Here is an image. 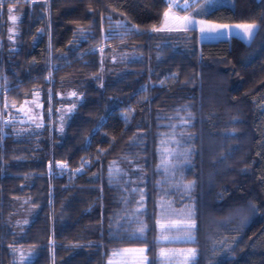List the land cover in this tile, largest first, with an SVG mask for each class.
Here are the masks:
<instances>
[{"label": "trees", "instance_id": "1", "mask_svg": "<svg viewBox=\"0 0 264 264\" xmlns=\"http://www.w3.org/2000/svg\"><path fill=\"white\" fill-rule=\"evenodd\" d=\"M217 1L202 11L195 7L206 0L171 8L256 25L221 53L200 49L194 27L174 32L185 34L181 45L156 50L167 0H0V264H13L16 246L31 249L27 264H106L119 246L143 248L145 264H156L155 147L177 116L191 143L195 264H264V0ZM9 5L21 11L12 47ZM121 45L138 56L102 77V58ZM62 80L77 99L57 133ZM129 148L143 175L142 238L110 234L119 192L107 166ZM23 194L35 209L14 231ZM212 219L224 222L216 236L237 231L213 261Z\"/></svg>", "mask_w": 264, "mask_h": 264}, {"label": "rangeland", "instance_id": "2", "mask_svg": "<svg viewBox=\"0 0 264 264\" xmlns=\"http://www.w3.org/2000/svg\"><path fill=\"white\" fill-rule=\"evenodd\" d=\"M168 1V0H167ZM194 0H176V5L188 6ZM218 4L217 0H206L205 4H199L195 10L202 11ZM182 8V7H181ZM169 15L165 18L164 14ZM15 17V21L11 17ZM21 16L20 9L9 5L6 10V41L9 47L13 46L16 33V24ZM161 26L163 31H157L155 49H159L161 42L169 43L171 46L181 45L184 42L178 29L182 28V21L179 18L190 17L192 24L198 30L201 45L204 44L205 52L221 53L228 46L225 42L236 39L240 42L246 41L249 37L241 25L250 23H219L202 18H193L189 13H178L174 8H169L163 12ZM166 25H175L176 30H170ZM226 25L227 27H219ZM201 28L205 29L203 32ZM189 29V28H188ZM184 30H182L183 32ZM180 32V31H179ZM197 32V31H196ZM81 30L76 33L80 37ZM174 37V40L171 37ZM229 44V43H228ZM226 46V47H225ZM138 53L132 46L121 45L113 48L105 55L103 63L102 77H115L125 69V62L136 58ZM60 100L58 107V120L54 126V131L61 133L69 114L74 108L76 94L65 80L61 81ZM74 102V103H73ZM186 119L177 116L173 121L164 123L166 126L158 132L156 142V197H155V258L156 264H195L197 249L195 241L194 225V205L191 195V188L186 185L192 182L185 177V172L190 168L191 143L185 130ZM128 149L126 153H121L109 162L107 166L108 182L117 188L118 206L114 210L112 229L110 234L114 237H140L144 236L146 229L143 220L144 214V189L142 185V172L139 168L137 154ZM193 185V183H192ZM34 207L28 202L25 194L19 196L14 206L12 215V229L19 231L26 225L32 214ZM223 221L209 220L207 235V253L209 260H215L218 256L225 254L237 236V231L231 233L232 236H216L223 234ZM143 227V232L139 229ZM230 229V228H229ZM237 230V228H235ZM228 233L231 232V230ZM227 236V237H226ZM143 248L138 247H113L109 249L106 264H145L146 256ZM144 250V249H143ZM13 264H27L32 256L30 248L13 247L11 249ZM207 264L208 260H207Z\"/></svg>", "mask_w": 264, "mask_h": 264}, {"label": "snow or ice", "instance_id": "3", "mask_svg": "<svg viewBox=\"0 0 264 264\" xmlns=\"http://www.w3.org/2000/svg\"><path fill=\"white\" fill-rule=\"evenodd\" d=\"M169 2V8L173 7L174 5H176V0H168ZM180 7H184V5H180ZM169 15L168 12H165L164 16L165 18H167ZM11 19H13V21H15V17H11ZM181 21H182V28L181 29H178V30H184V31H187L188 30V25H191L192 24V19L190 17H182V18H179ZM219 27H227L226 25H222V26H219ZM239 27H243L247 32H249V34H252V30L256 27L255 24H248V25H241ZM153 30H162V29H155L153 28ZM205 29L201 28V31L203 32ZM73 95H75V93H73ZM192 183L193 182H189L188 185H186L187 188H190L192 186ZM143 227H141L139 229L140 232H143ZM141 253H143V249H140L139 250Z\"/></svg>", "mask_w": 264, "mask_h": 264}, {"label": "crops", "instance_id": "4", "mask_svg": "<svg viewBox=\"0 0 264 264\" xmlns=\"http://www.w3.org/2000/svg\"><path fill=\"white\" fill-rule=\"evenodd\" d=\"M167 27H168L169 29H171V28H173V27H174V28H177L178 26H175V25H166V26L163 27V28H167ZM170 27H171V28H170ZM190 27H194V28L196 29V31H197V34H198V30H197V28H196L195 26H189L188 28H190ZM198 40H199V46H200V49L204 48V46H205L204 44H205V43L201 45V42H200L199 36H198ZM228 43H229V42H225V45H226V46H229Z\"/></svg>", "mask_w": 264, "mask_h": 264}]
</instances>
